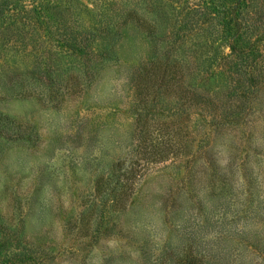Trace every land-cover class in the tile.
<instances>
[{"label":"rangeland","instance_id":"374dc122","mask_svg":"<svg viewBox=\"0 0 264 264\" xmlns=\"http://www.w3.org/2000/svg\"><path fill=\"white\" fill-rule=\"evenodd\" d=\"M0 264H264V0H0Z\"/></svg>","mask_w":264,"mask_h":264},{"label":"trees","instance_id":"16d2710c","mask_svg":"<svg viewBox=\"0 0 264 264\" xmlns=\"http://www.w3.org/2000/svg\"><path fill=\"white\" fill-rule=\"evenodd\" d=\"M156 62L157 63H150L145 67L138 66L137 68L134 79L132 81L133 84H135L136 87H138L140 90V97L137 102L138 105H142L145 108L152 109V106H154L153 102L157 101L158 97L160 98V100L163 99L161 93L167 95V97H170L169 102L172 106L170 107V110L173 111V116H175L172 124L176 125L177 121L179 120V118H181L182 115L185 114L188 119L190 118V111L187 110L188 108H190V104L188 105V107H185V105L186 103L191 102L190 99H192L193 97L195 98V95L190 93L186 89L184 85L183 74H180L177 71H171L168 66H165L162 69V67H160L159 65L161 64V62ZM165 79L168 83V86L166 88H162ZM138 114L139 117L143 115V113L140 111ZM159 124L156 126L154 123V127H152L151 125L149 128L145 129L142 141H140V146L142 145V148L144 149L142 150L146 153L144 160L147 166L157 164L159 162H164L169 158L164 149L158 148L159 145H164L165 147V133L169 136V141L170 139L174 141L175 138L179 135L177 129H175V133H168V131H166L163 126ZM152 138H155V141H153L154 139L152 140ZM130 173L133 176H137L138 170L134 167L132 170L130 169V171H128L129 176ZM126 196L128 197L129 195L126 193Z\"/></svg>","mask_w":264,"mask_h":264}]
</instances>
